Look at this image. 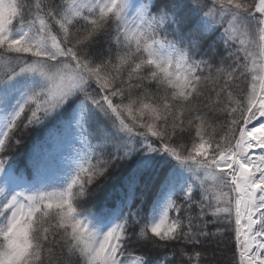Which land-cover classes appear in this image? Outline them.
I'll return each mask as SVG.
<instances>
[{"label":"snow or ice","instance_id":"obj_1","mask_svg":"<svg viewBox=\"0 0 264 264\" xmlns=\"http://www.w3.org/2000/svg\"><path fill=\"white\" fill-rule=\"evenodd\" d=\"M0 264H264V0H0Z\"/></svg>","mask_w":264,"mask_h":264},{"label":"trees","instance_id":"obj_2","mask_svg":"<svg viewBox=\"0 0 264 264\" xmlns=\"http://www.w3.org/2000/svg\"><path fill=\"white\" fill-rule=\"evenodd\" d=\"M19 135V134H17ZM24 142L19 149L10 154L11 158H14L17 167H23L24 162L27 160L28 155L37 150L41 153L43 150L48 149L51 146V142L45 140V129L41 128L39 131H30L24 135ZM112 187L111 182L104 181L99 187V191L94 197L88 200L89 207H99L104 204L105 197ZM234 236V233H233ZM140 248H137L135 254H139Z\"/></svg>","mask_w":264,"mask_h":264},{"label":"rangeland","instance_id":"obj_3","mask_svg":"<svg viewBox=\"0 0 264 264\" xmlns=\"http://www.w3.org/2000/svg\"><path fill=\"white\" fill-rule=\"evenodd\" d=\"M58 151H59V146L52 141L51 142V146L48 149L43 150L42 153L45 154V155L54 156Z\"/></svg>","mask_w":264,"mask_h":264}]
</instances>
